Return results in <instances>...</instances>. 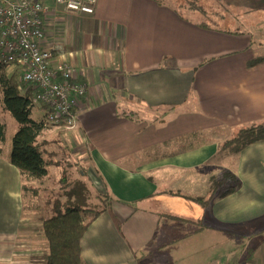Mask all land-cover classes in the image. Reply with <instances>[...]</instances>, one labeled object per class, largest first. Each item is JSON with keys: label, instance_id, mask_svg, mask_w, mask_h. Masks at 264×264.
Here are the masks:
<instances>
[{"label": "crops", "instance_id": "0c3cea01", "mask_svg": "<svg viewBox=\"0 0 264 264\" xmlns=\"http://www.w3.org/2000/svg\"><path fill=\"white\" fill-rule=\"evenodd\" d=\"M39 1L44 42L57 47L51 65H68L88 87L76 126H46L37 138L59 163L51 167L73 156L40 188L57 193L66 174L108 199L81 240L84 264H264V140L215 156L235 129L264 120V65L247 67L264 52V0H249L263 12L249 24L239 0H97L92 15ZM1 153L0 264H44L35 205L44 192L26 202L11 153ZM222 171L241 181L234 194L198 219L174 214L178 199L193 202L167 192L204 197Z\"/></svg>", "mask_w": 264, "mask_h": 264}, {"label": "trees", "instance_id": "16d2710c", "mask_svg": "<svg viewBox=\"0 0 264 264\" xmlns=\"http://www.w3.org/2000/svg\"><path fill=\"white\" fill-rule=\"evenodd\" d=\"M263 65L264 52L247 62L250 70ZM7 67L5 64H0V103H2V111L9 112L18 127L11 138L9 162L19 171L22 180L21 190L26 202L32 203L31 199L38 196L41 190L44 192L41 203L35 204L43 213L40 224L46 241L44 264H84L81 240L91 223L108 205L107 195L103 196L104 198L99 194L93 196L84 181L69 180V175L66 174L62 177L63 180L61 179L57 193L40 188L48 177V167L58 166L59 163L52 161L38 144L37 138L42 134L45 126L42 121L31 117L35 105V90L24 84L18 70L9 74ZM6 130V124L0 116V156L6 141ZM235 130L231 138L220 142L215 155L217 158L239 153L245 147L264 140V120L245 124ZM81 172L82 175L85 174V171ZM34 182H37V185L34 186ZM208 182L204 197L194 198L177 192H167V194L185 197L206 210L216 200L234 194L241 187V181L237 176L228 171H222L211 177ZM96 199L102 200V206L94 205ZM86 211L92 212L91 215L88 216ZM170 220L177 218L173 217ZM195 223L199 228L202 227L201 220Z\"/></svg>", "mask_w": 264, "mask_h": 264}, {"label": "built area", "instance_id": "2783aa9c", "mask_svg": "<svg viewBox=\"0 0 264 264\" xmlns=\"http://www.w3.org/2000/svg\"><path fill=\"white\" fill-rule=\"evenodd\" d=\"M97 0H55L68 12L92 15ZM39 0H0V64L13 66L45 109L44 126L74 128L86 84L68 65L52 66L57 47L46 46Z\"/></svg>", "mask_w": 264, "mask_h": 264}, {"label": "rangeland", "instance_id": "374dc122", "mask_svg": "<svg viewBox=\"0 0 264 264\" xmlns=\"http://www.w3.org/2000/svg\"><path fill=\"white\" fill-rule=\"evenodd\" d=\"M179 3L182 2L184 6H189V5H192V4H195V0H177ZM239 11H238V17H241L243 18L242 21L246 22L249 24V18H253L254 21H262L263 19V12L259 11L256 9L255 5L252 3V1L249 3V0H247V4H245V0H239ZM261 2H263V0H260ZM187 11V10H185ZM181 12H184V10H182L181 8ZM245 12V13H244ZM184 14L188 15L186 12H184ZM238 28H246V27H243L240 25V27ZM32 118L34 120H37V121H40L41 119V114L39 113V110H38V107L36 106V104L34 105L33 109H32ZM0 116L3 120V122L6 124V136H5V144L3 145V150L6 151L7 153V150H11V144H12V136L15 134V132L17 131L18 127H17V124L16 122L14 121V118L12 117V115L9 114V112L5 111L3 112L2 111V103H0ZM57 148H61L60 146H57ZM73 159V156L69 153V152H66V154H61L57 160L59 161H62L63 160V163H64V166L62 168H54V167H51L49 166L48 167V177L46 178L47 180H49L52 184H54L55 180H58L59 176L61 177V174L63 173L64 169L66 170L69 165H70V162L71 160ZM50 169V170H49ZM58 170H60V172H58ZM74 171V169H73ZM58 172V173H57ZM72 171H70L71 173ZM46 181V180H45ZM58 185V184H57ZM48 187H46L47 189ZM49 192H52L53 189L52 188H48L47 189ZM100 195V194H99ZM102 198L103 195H101ZM97 200V201H96ZM94 201V205L98 204V206H102V200L101 199H96ZM179 202H176L174 204V206L172 205L171 208L172 211L174 212V214H177V215H180V216H184L185 215H188L194 219H198L201 217L202 215V208L199 207L198 205L196 204H193V203H190V202H187V201H181V199H178ZM41 203V201H38ZM96 208V206H95ZM168 212L171 213L170 209H168ZM87 215H91L92 212L90 211H86ZM39 224V222H37ZM40 225V224H39ZM186 227H194V225H186ZM185 227V228H186ZM250 240V239H249ZM248 240V241H249ZM252 245H253V242L250 240L248 244H245V246L241 247L239 250H238V254L239 255H246V254H249L250 251L252 250Z\"/></svg>", "mask_w": 264, "mask_h": 264}, {"label": "bare ground", "instance_id": "6f19581e", "mask_svg": "<svg viewBox=\"0 0 264 264\" xmlns=\"http://www.w3.org/2000/svg\"><path fill=\"white\" fill-rule=\"evenodd\" d=\"M17 70V69H16ZM44 121V120H43ZM46 127V126H45Z\"/></svg>", "mask_w": 264, "mask_h": 264}]
</instances>
